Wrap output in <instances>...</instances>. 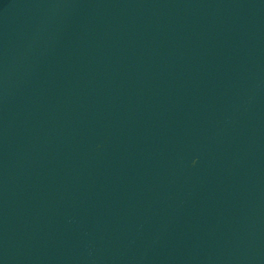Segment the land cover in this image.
<instances>
[{
    "label": "water",
    "instance_id": "1",
    "mask_svg": "<svg viewBox=\"0 0 264 264\" xmlns=\"http://www.w3.org/2000/svg\"><path fill=\"white\" fill-rule=\"evenodd\" d=\"M0 264H264V0H0Z\"/></svg>",
    "mask_w": 264,
    "mask_h": 264
}]
</instances>
